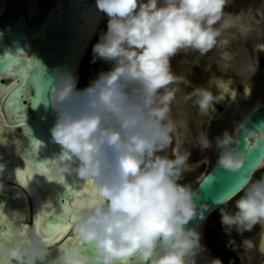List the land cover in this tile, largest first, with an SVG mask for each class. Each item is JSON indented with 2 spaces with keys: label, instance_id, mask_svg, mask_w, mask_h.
<instances>
[{
  "label": "clouds",
  "instance_id": "9594fccd",
  "mask_svg": "<svg viewBox=\"0 0 264 264\" xmlns=\"http://www.w3.org/2000/svg\"><path fill=\"white\" fill-rule=\"evenodd\" d=\"M227 4L96 0L108 21L107 31L93 46V62H111V69L84 89L77 88L71 70H57L49 77L50 105L56 113L51 142L59 151L47 162L54 176L63 178L58 183L65 184V177L71 176L75 182H90L97 194L71 221L75 237L89 247L61 243L48 259V243L38 232L26 231L15 240L0 241V264H196L203 251L201 235L188 225L198 214L203 216L208 205L198 209L199 192L180 182L192 170L190 152L171 158L166 152L176 131L172 105L179 88L173 85L184 83L171 70L170 60L179 52L203 57L212 51L222 30L239 23V18L225 20ZM184 101L198 106L203 115L218 99L198 87L187 92ZM237 131L247 141L248 152L240 149L235 133L225 130L216 138L217 167L231 172L240 170L251 159V150L264 142V126L249 130L240 124ZM197 143L202 149L211 147L205 134ZM5 169L0 162V189ZM241 191L234 212L226 206L220 209L225 230L243 234L257 224L264 229V177L246 182ZM218 202L227 205L229 199ZM208 264L223 262L214 258Z\"/></svg>",
  "mask_w": 264,
  "mask_h": 264
},
{
  "label": "water",
  "instance_id": "95a60500",
  "mask_svg": "<svg viewBox=\"0 0 264 264\" xmlns=\"http://www.w3.org/2000/svg\"><path fill=\"white\" fill-rule=\"evenodd\" d=\"M95 5L96 0H0V94L3 97L0 99V114L4 115L6 121L0 136V149L8 142L10 148L7 149V154L15 151L12 142L20 138L23 142L17 149L18 154L31 156L32 166L46 165L50 168L47 161L59 151V145L51 142L50 128L55 123L56 113L50 105L49 77L57 70H66L81 35L83 23L86 22L88 13L93 12ZM20 70H24L27 79L24 81L23 98L20 101L23 107L17 113L10 108L11 101L8 97L18 87L19 78L13 71ZM240 124L249 130L258 125L264 126V101L240 120L234 130L240 139V149L248 152L247 141L237 131ZM249 155L251 159L245 161L236 172L217 167V157L207 173L192 185L199 192L197 208L203 203L208 205L203 216L198 214L188 225L200 233L202 245V229L206 221L223 206L218 202L219 198L230 201L264 166L260 164V158L264 157V142L256 145ZM9 158H12V154H9ZM3 184V189H0V214L5 215L11 201L22 210H27L29 206L31 214L29 218L23 219L18 211H14L11 217H6L3 221V232L9 233L15 219L18 225L13 230L15 234L24 228L30 233L29 219L34 211L30 193L22 184L7 178L3 179ZM69 188L78 191L84 189L85 185L75 183L71 176H66L65 184L54 186L55 205L49 210V214L54 215L50 219L61 214ZM14 192L23 199V205H20ZM25 193L29 198V205ZM74 237L71 228L59 240L63 239L61 243H68ZM88 247L85 245V248ZM54 250H58L56 246ZM197 255L202 264H208L211 260L204 245L203 251ZM51 258L49 255L48 259Z\"/></svg>",
  "mask_w": 264,
  "mask_h": 264
},
{
  "label": "flooded vegetation",
  "instance_id": "af4514ba",
  "mask_svg": "<svg viewBox=\"0 0 264 264\" xmlns=\"http://www.w3.org/2000/svg\"><path fill=\"white\" fill-rule=\"evenodd\" d=\"M237 1L232 0V3L236 4ZM259 3L260 5L258 6H260L261 13L256 15L259 26H254V20H250L252 14L248 12L242 15L238 14V25L223 29L216 47L205 56L201 57L195 52H179L170 60L171 70L176 75H180L182 79L184 78V83L173 85L174 88H179V90L176 92V101L172 105V118L176 122V131L173 134V142L169 147L168 156L171 158L174 153L189 151L188 162L193 165L192 170L186 172L180 182L195 177L200 167L208 165L206 172L203 174L204 176L219 155V150L216 147V138L222 136L225 130L229 133H234L235 123L242 114L253 106L257 98L264 101L262 99V97L264 98V50L260 47L264 46V0H260ZM105 18L106 14H104L102 20H105ZM227 19L228 17L225 14V20ZM217 27H220V25H217ZM106 31L107 26L99 32V39ZM89 45L90 42H88L85 52ZM256 53L259 55L257 60L255 57ZM105 62L99 58L93 62L92 48L91 54L86 57L82 66V73L84 70L88 71L87 83L90 84L96 78L99 66ZM221 67L222 70L227 71L225 74L226 77L228 76L225 81L227 90L222 88V84L218 80V75L222 76L220 75L221 73H218ZM240 72L245 76L240 75ZM231 76L232 78H229ZM207 82H212L216 86L217 90H215L214 95L218 101H214L210 113L201 115L198 111V106L193 107L190 101L186 103L184 96L195 88H205ZM247 87L256 88L247 97L239 98L242 95L239 93H245ZM234 93L238 96L235 97ZM204 134L211 142V147L207 149H202L197 143L204 139ZM260 169L263 170L262 173L257 175V171L251 182L264 177V166ZM29 183L34 188V182L31 181ZM28 192L35 203V197H38V192L29 190ZM240 194H242V191ZM39 198L43 199L40 192ZM235 198H238L237 195L227 205L222 207L226 206L229 211L234 212L236 210ZM221 208L211 218L213 213L204 225L206 233L212 237L210 242L212 245V254L210 253L212 259L219 258L223 264H264V229H262L261 225L257 224L251 231H245L243 234L237 232L235 228L231 231H226L225 226L221 222ZM36 221L34 215L29 219L31 232H37ZM62 241L63 239L48 243V247L50 250H54L55 246ZM68 242L71 241L68 240Z\"/></svg>",
  "mask_w": 264,
  "mask_h": 264
},
{
  "label": "bare ground",
  "instance_id": "6f19581e",
  "mask_svg": "<svg viewBox=\"0 0 264 264\" xmlns=\"http://www.w3.org/2000/svg\"><path fill=\"white\" fill-rule=\"evenodd\" d=\"M104 16V13L103 12H100L97 8V6L95 5V8L93 10V12H89L88 13V18L86 20L85 23H83V26H82V30H81V35L78 39V42H77V45L75 47V50H74V53L72 54V57L70 59V62L67 66V70H71V72L77 77L78 75V71H79V67H80V63H81V60L84 56V52H85V49L86 47L88 46V42H90L91 38L93 37V35L97 32L100 24H101V21H102V18ZM221 70L218 72V73H221L220 75V78L223 79V83L221 82L220 78L218 79L220 81V83L222 84V88L227 90V86L225 85V81L227 79V77L225 76L226 72L225 70H222V67L220 68ZM240 70V69H238ZM241 71V70H240ZM242 73L240 72V75ZM244 75V74H242ZM219 76V75H218ZM245 76V75H244ZM248 79V78H247ZM246 79V80H247ZM212 81V80H211ZM217 82V81H216ZM246 82V81H245ZM246 84V83H245ZM252 84V83H251ZM248 85V84H246ZM216 86L212 83V82H207V86L205 87L206 89H209L213 95L215 94V90H217L215 88ZM236 88V87H235ZM256 88V87H255ZM255 88L252 87V89L250 87H247V89L245 90V93H242V95L239 97V98H243V97H247L248 94H250V92L254 91ZM218 90H219V86H218ZM220 91V90H219ZM244 91V90H243ZM221 93V92H220ZM232 94V93H231ZM235 97H237L238 95L236 93L233 94ZM261 95V94H260ZM259 98H257L256 102L253 104V106L247 111L245 112L244 114H242V116L237 120V122L235 123V128L236 126L238 125L239 121L242 120L255 106H257L261 100H258ZM262 99L264 100V98L262 97ZM251 101V100H250ZM246 106V105H245ZM0 116L2 117L3 119V122H6L5 121V118H4V115L1 113ZM232 117V116H231ZM210 118V117H208ZM224 118V117H223ZM226 119V118H225ZM228 122V121H227ZM227 126V125H226ZM226 129V128H225ZM233 130V129H232ZM23 140L20 139V138H17L15 141L12 142V145L14 146L15 148V151H12L10 152L12 155H21V154H18V148L21 147V144H22ZM10 148L9 147V143H8V146L6 147V151L7 149ZM5 151V152H6ZM20 151V150H19ZM9 153V154H10ZM21 153V151H20ZM22 158L20 159H23V161H25V158H26V163H27V166L26 167H23L20 165V162H14V163H10V162H4L6 164V169H5V177L4 178H7L9 180H12V181H15V182H18L20 184H22L26 189L27 191H31V192H35L37 191L38 192V197H35V203L33 202V206H34V211H33V215L36 217V220H38V217L40 216V214L44 211H48L50 210V208L52 207V205L54 206L55 203V198H54V186H56L57 184H60L58 183V180H49L48 177H46V173L44 171H40V172H33V175H32V178L29 179L27 181V183L23 182L19 176V173H22V172H25L27 170H30L33 166L31 164V156L30 157H27L25 154H22L21 155ZM14 159V158H13ZM50 170V168H49ZM50 173L53 177L54 174L51 172L50 170ZM48 176V175H47ZM46 178L48 179V181L46 180ZM71 179L74 181V178L71 177ZM33 181L34 182V188L32 186L31 182ZM75 182V181H74ZM75 183H82L85 185V187L87 186V183L86 182H75ZM46 184V186H49V190H47L46 192V196L44 197V195L42 194V185ZM30 185V187H29ZM78 191H83L82 190H78ZM39 192L41 193V197L43 199H40L39 198ZM16 194V199H19L20 200V205H23L22 201L23 199L20 198V196L14 192ZM37 196V195H36ZM25 198L28 202V205H29V198L28 196L26 195L25 193ZM46 198V199H45ZM42 207V208H41ZM8 209H6L5 211V215H3V221L5 220L6 217H11V213H13L14 211H18L19 215L21 216V218L25 219V218H29L30 217V207L27 206V210H22L20 209L19 206H17L13 201H11V204L7 207ZM35 220V219H34ZM37 222V221H36ZM35 222V223H36ZM37 224V223H36ZM17 223H16V220L14 219L13 221V224L12 226L10 227V231L9 233L7 234L6 232H4V239L2 241H10L7 239V237L9 236V234H12V235H15L14 233V229L17 228ZM34 227V226H33ZM37 231V230H36ZM67 233V232H66ZM65 233V234H66ZM64 234V235H65ZM63 235V236H64ZM53 243V242H52ZM50 244V243H49ZM53 246V245H52ZM57 251L58 250H53L51 249L49 251V255L51 257H54L56 254H57ZM200 257L197 255L196 256V264H202L201 260L199 259ZM211 261V260H210ZM37 264H41V262L39 261Z\"/></svg>",
  "mask_w": 264,
  "mask_h": 264
},
{
  "label": "snow or ice",
  "instance_id": "6c2138e0",
  "mask_svg": "<svg viewBox=\"0 0 264 264\" xmlns=\"http://www.w3.org/2000/svg\"><path fill=\"white\" fill-rule=\"evenodd\" d=\"M11 65L10 70H12ZM13 74L19 78L18 87L9 94L8 98L11 101L10 108L18 113L19 110L23 107L20 101L23 98L24 81L27 79V76L24 70L13 71ZM2 98V94H0V99ZM0 126H2V122H0ZM34 171H44L48 175V178L50 180L55 179L63 182L62 177H53L46 165H35L30 170L19 173V176L23 182L27 183V181L31 179ZM96 198L97 194L91 187L90 182L87 183V186L83 189V191H75L69 188V195L67 196L66 201L63 202L61 214L56 215L55 219H50L54 214H49L47 210L42 212L37 220V232L44 238L47 243H52L59 240L66 232H68L72 228L71 221L74 213L77 210L85 208L92 200ZM26 231L27 229L24 228L15 235L9 234L7 239L10 241L15 240L19 236L23 235ZM4 238L3 216L2 214H0V241H2ZM72 242L81 247H85L86 245L85 242L78 240L76 237H74Z\"/></svg>",
  "mask_w": 264,
  "mask_h": 264
},
{
  "label": "rangeland",
  "instance_id": "374dc122",
  "mask_svg": "<svg viewBox=\"0 0 264 264\" xmlns=\"http://www.w3.org/2000/svg\"><path fill=\"white\" fill-rule=\"evenodd\" d=\"M259 1L260 0H243V1H241V0L239 1L238 0L237 3L234 4V3H232V0H228V4H227V6L225 8V11H226L225 14H226V16L228 18H230V17L231 18H237L238 17V14L239 15H242V14L248 12V13L252 14L250 16L251 17L250 20H254L253 25L254 26L255 25H258L259 26V23H258V20H257V16H256L257 14L261 13L260 6H258V5H260ZM107 21H108V17L106 16L105 20H102L101 21V24H100L101 26H99L97 32L91 38L90 45H89L87 51L85 52V54H84V56L82 58L81 65H80V69H79V73H78V76H77V78H78L77 88L78 89H84V88H86L89 85V83H87L88 82V71L84 70L83 73H82V66H83V63H84L86 57L87 56L89 57V55L91 54V51H92L93 46L99 41L98 34H100L99 32L104 27L106 28ZM258 56H259L258 53H256L255 54L256 60L258 59ZM110 67H111V62H108V61H106L104 64L100 65L99 66V69H98V72L96 74V78L99 75V73H101L102 71H104V72L108 71ZM219 78H220V76H218V79ZM229 78H232V76L229 77ZM220 80L223 83V79L220 78ZM0 122H2V126H0V136H1L2 133H3L2 131H3V125H4V122H3V119H2L1 116H0ZM0 144H2L1 143V140H0ZM7 146H8V142H6L5 143V146L0 149V162H10V163L20 162V165L21 166L26 167L27 166L26 158H25V161H23V159H20V158H22L21 155H12V158H9V154H7L5 152ZM166 152H167V155H168L169 148L166 150ZM207 167H208V165H205L203 167H200L199 168V171H197L195 177H191V179L186 180V181L181 182V183L191 184V186L194 185V184H196L201 179V177L203 176V174L206 172ZM46 177H48V176L46 175ZM46 180L48 181L47 178H46ZM41 189H42V194L45 197L47 190H49V186H46V184H44V185H42ZM211 238L212 237H210V235H208L206 233L205 227H203V229H202V242H203V245H204L206 251L209 254L210 253L212 254V249H211L212 245L210 244V242L212 241ZM211 254H210V256H211L210 259L212 260V255Z\"/></svg>",
  "mask_w": 264,
  "mask_h": 264
},
{
  "label": "trees",
  "instance_id": "16d2710c",
  "mask_svg": "<svg viewBox=\"0 0 264 264\" xmlns=\"http://www.w3.org/2000/svg\"><path fill=\"white\" fill-rule=\"evenodd\" d=\"M262 171H263V170H262V169H260V170H258V172H257L256 174H257V175H259V174H261V173H262ZM215 215H216V212H215V213H214V214L211 216V218H212V217H214Z\"/></svg>",
  "mask_w": 264,
  "mask_h": 264
}]
</instances>
